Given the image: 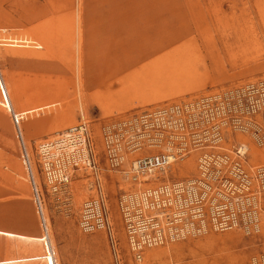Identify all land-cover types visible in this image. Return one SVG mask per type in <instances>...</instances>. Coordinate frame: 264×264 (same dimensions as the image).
Wrapping results in <instances>:
<instances>
[{"label": "rangeland", "instance_id": "374dc122", "mask_svg": "<svg viewBox=\"0 0 264 264\" xmlns=\"http://www.w3.org/2000/svg\"><path fill=\"white\" fill-rule=\"evenodd\" d=\"M0 33V225L30 232L37 222L16 131L46 229L42 242L0 234L26 242L9 241L0 257L32 251L0 264H116L115 253L121 264H137L116 206L129 187L123 172L134 159L169 145L166 137L153 145L154 136L129 122L225 93L226 122L240 126L224 133L223 148L231 155L238 145L248 147L243 166L255 211L234 210L236 224L218 230L205 216L201 231L146 250L141 264H264V177L257 174L264 166V145L258 144L264 139V101L256 91L238 93L247 84L264 82V0H0ZM9 112L20 119L18 129ZM192 114L199 122L198 111ZM168 119L191 122L186 114ZM82 123L95 168L80 164L72 172L70 200L63 206L44 185L37 148ZM178 144L170 145L174 150ZM200 153L190 150L177 159L168 177L197 176ZM98 182L107 198L114 246L104 232L83 234L77 227L80 206L96 196Z\"/></svg>", "mask_w": 264, "mask_h": 264}, {"label": "built area", "instance_id": "2783aa9c", "mask_svg": "<svg viewBox=\"0 0 264 264\" xmlns=\"http://www.w3.org/2000/svg\"><path fill=\"white\" fill-rule=\"evenodd\" d=\"M253 91L258 92L264 101V82L247 84L238 93ZM228 99L227 93L211 94L194 103L146 113L138 122H129L133 129L154 136L153 145L160 146L156 142L166 137V144L170 146L166 145L164 152L134 159L127 178L133 186L121 191L116 199L126 243L135 263L141 264L146 250L177 240L185 234L201 231L205 226V216L212 218L218 230L230 223L236 224L234 210L246 212L251 207L255 211L256 199L247 195L251 179L243 166L247 149L241 153L244 144L238 145L229 155L223 148L224 133L231 127L238 129L240 126L226 122L230 111ZM192 111H198L199 122L195 121ZM181 114L188 115L191 122H173L168 119L173 115L180 117ZM14 120L17 121L15 117ZM64 133H67L65 137L58 134L55 138L41 142L37 156L45 187L58 204L67 206L71 174L80 164L85 165L84 161L74 162V155L83 148L90 160L87 167L94 169L95 163L92 142L84 123L71 126ZM80 138L83 139L82 146L76 152L67 154L63 146L70 140L74 142ZM174 141L179 143V147L173 150ZM258 144L264 145V139H260ZM190 150L201 151L197 158V176L180 180L169 177L157 180V174L165 171L175 159L181 160ZM109 154L111 156V151ZM110 159L111 163L113 160L118 163L115 157ZM26 164L33 196L40 210L41 199L27 157ZM257 174L264 177V166L259 168ZM249 213L253 216L256 212ZM77 227L83 234L104 232L114 246L107 198L99 182L96 196L83 201L80 206ZM115 259L116 264H121L116 253Z\"/></svg>", "mask_w": 264, "mask_h": 264}, {"label": "crops", "instance_id": "0c3cea01", "mask_svg": "<svg viewBox=\"0 0 264 264\" xmlns=\"http://www.w3.org/2000/svg\"><path fill=\"white\" fill-rule=\"evenodd\" d=\"M14 117H15V115L13 113H10V118H11V121H12V125H13V127H15V129L16 128L18 129V124L20 125L21 122L20 123L18 122V121H20V119L15 122ZM15 133H16V137L20 140V144H21L20 147H21V150L23 151V152L21 151L22 157L23 158H24V156L27 157L26 156V153H25L24 145L22 144V140H21L20 136L18 135V132L15 131ZM32 199H33L32 200V203H33L34 216H35L37 222H34V224H31L32 229H30L31 230L30 232H26L23 227L22 228H20V227L19 228H10L8 225H5V224L0 225V229H4V230H8V231H13L15 233H21V234L42 235L46 231L45 226H44V223H43V221L41 219L42 202H41V209L39 210L38 205H37V203L35 201L34 196H33ZM0 241L4 242L3 245H0V251L1 252L4 251L5 254H7V250L8 249L6 248V245H7V243L9 241H13L17 245H19V244L22 245V243H23L26 246V242H24V241L18 240L16 238H9V237H5V236H1V235H0ZM27 244H30V243H27ZM36 248H38V246H34L32 250L34 251ZM17 250H19V249H17ZM1 252H0V254H2ZM31 252L30 253H25V255H23V254H21V255L19 254L18 255L17 254L18 256L17 255H14V256H9L8 257V255H4L3 257H0V260L8 259V258H16V257H19V256H21V257H23V256H29L31 254ZM36 261H41V260H36ZM26 262H34V261H26ZM19 263H25V262H19ZM19 263H16V264H19Z\"/></svg>", "mask_w": 264, "mask_h": 264}, {"label": "bare ground", "instance_id": "6f19581e", "mask_svg": "<svg viewBox=\"0 0 264 264\" xmlns=\"http://www.w3.org/2000/svg\"><path fill=\"white\" fill-rule=\"evenodd\" d=\"M2 31H4V30H2ZM6 39V38H5ZM5 39H3V41L5 40ZM26 113H28V112H20L18 115H24V114H26ZM68 128H70V127H68ZM68 128H66L65 130H67ZM65 130L64 131H62V132H56L57 133V135L58 134H60V135H63L64 137H65V135L67 134V133H64L65 132ZM82 144H83V139H78V140H76V141H74V142H72L71 140L70 141H68L63 147H64V150L66 151V153L67 154H72V153H74V152H76L78 149H79V146H82ZM170 147V146H169ZM165 148H167V146L165 147ZM169 149V148H168ZM246 149H248V147L246 146V145H242V148L240 149V152L242 153L244 150H246ZM61 150V149H60ZM74 155V154H73ZM75 156V159H74V162L75 161H84L85 162V165L86 166H88L89 165V159H88V156L86 155V153H85V151L83 150V148L81 149V151L79 152V151H77L76 152V154L74 155ZM175 161H176V159H175ZM174 161V162H175ZM72 162V161H71ZM174 162L170 165V169L168 170H165V171H163L162 173H159V174H157V176L159 177L157 180H161V178H166V177H168L169 176V174L170 173H174L175 172V169H174ZM89 169H93V168H90L89 167ZM123 174H124V176L126 177L125 179L127 180V182H128V184H129V187L126 189V190H128L130 187H132L133 186V184L129 181V179H127V178H129V176H130V172L129 171H125V172H123ZM156 176V177H157ZM98 177V176H97ZM141 179H147V177H141ZM88 180V179H87ZM0 234H2V235H13V236H18V237H22V238H25V239H29V240H37V241H39V242H42V241H44L45 239H46V235L44 234V235H41V236H33V235H20V234H14V233H9V232H6V231H2V230H0ZM152 251V250H151ZM154 253H155V251H153Z\"/></svg>", "mask_w": 264, "mask_h": 264}]
</instances>
